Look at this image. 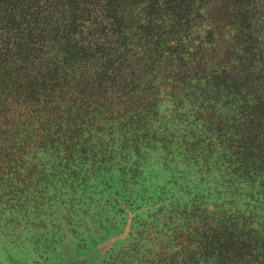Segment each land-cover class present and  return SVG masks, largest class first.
I'll return each instance as SVG.
<instances>
[{
	"label": "trees",
	"instance_id": "trees-1",
	"mask_svg": "<svg viewBox=\"0 0 264 264\" xmlns=\"http://www.w3.org/2000/svg\"><path fill=\"white\" fill-rule=\"evenodd\" d=\"M147 153L195 175L146 264H264V0H0V204Z\"/></svg>",
	"mask_w": 264,
	"mask_h": 264
},
{
	"label": "rangeland",
	"instance_id": "rangeland-1",
	"mask_svg": "<svg viewBox=\"0 0 264 264\" xmlns=\"http://www.w3.org/2000/svg\"><path fill=\"white\" fill-rule=\"evenodd\" d=\"M157 159L147 153L133 173L115 162L95 170L90 160L72 173L47 171L45 180L23 188L24 195L39 190L41 201L0 204V264H113L116 257L124 259L120 264H146L148 238L141 231L185 184L177 172L195 175Z\"/></svg>",
	"mask_w": 264,
	"mask_h": 264
}]
</instances>
